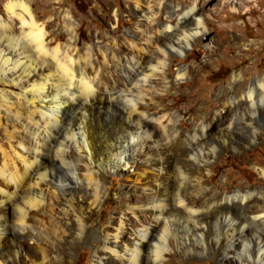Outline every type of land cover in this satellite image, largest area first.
Listing matches in <instances>:
<instances>
[{
  "label": "bare ground",
  "instance_id": "1",
  "mask_svg": "<svg viewBox=\"0 0 264 264\" xmlns=\"http://www.w3.org/2000/svg\"><path fill=\"white\" fill-rule=\"evenodd\" d=\"M56 1L53 38L30 0H9L0 15V83L10 88H0L2 264H19L20 248L26 264H75L88 242L91 264H264V187L226 193L211 174L220 153L264 143V74L247 83L232 73L209 112L197 102L173 111L176 96L165 104L209 67L173 64L203 50L202 11L218 2L126 0L110 31L80 42L77 19ZM204 50L214 54L211 43ZM117 173L119 205L102 223Z\"/></svg>",
  "mask_w": 264,
  "mask_h": 264
},
{
  "label": "rangeland",
  "instance_id": "2",
  "mask_svg": "<svg viewBox=\"0 0 264 264\" xmlns=\"http://www.w3.org/2000/svg\"><path fill=\"white\" fill-rule=\"evenodd\" d=\"M7 1L9 0H0V15L4 19L8 18L5 12ZM30 1L38 22H43L45 19L52 21H49L46 29L51 32V38H53L58 34L61 27L56 21L57 10H59L56 5L57 1L49 0L47 3L44 0ZM187 1L189 3L197 1L204 6L207 4L205 2L207 0L202 2L201 0ZM216 1L218 3L207 4L202 11L203 19L208 22V35L200 42L203 50L198 51L197 46L189 47L186 50L187 52L176 56L177 59H175L176 63L173 64V69H175V65L180 67L202 66L206 64L207 59H210L211 63L207 69L201 72L199 79L192 77L188 79L189 81L187 80L188 83L186 84H184L186 80L180 82L182 83L181 87H175L165 98V104L167 105L173 103L172 99L175 96L179 98L176 106L171 107L173 111L180 110L179 112L183 113L189 106L197 102L203 104L205 112H209L216 102V93L220 88L227 86L232 73L241 72L243 75L246 74L247 83L264 74V16H261L264 14V0L259 3V6L253 0H246L250 4L244 6L240 5V0H233L234 5L226 4L231 0ZM125 2L126 0H62L60 8L70 10L77 19L80 42H89L92 36H99V33L110 31L111 27L114 26L115 22L112 17L114 4L121 6L123 9L120 16L125 17L127 15ZM48 3L54 4L55 6H53L56 8L51 14L45 13L46 4ZM126 28L127 25H121L120 31L124 32ZM59 41L64 43L65 36L63 34ZM209 43L214 47V54L211 56L210 53L204 50V46ZM250 45L253 50L251 49L252 52L247 54V51L244 50H247ZM237 46L240 48L237 49ZM0 88L10 89L7 86L4 87L1 83ZM197 108L198 106L194 108V112ZM188 118L189 115H186L183 120L187 121ZM244 149L238 155L224 151L217 156L218 158L213 163L214 170L211 171V174L215 175L212 180L214 189L230 193L240 187H264V143L251 144ZM132 169L131 166L127 171L130 172ZM107 177L106 185L110 186V191L102 208V223L107 221L108 217L113 214L114 208L119 205L117 194L122 183L119 173L108 174ZM136 199L139 200V196ZM29 233L28 235H32V232ZM22 240L23 245L27 247L30 243L29 238L24 236ZM92 245L91 242H88L80 248L75 264H91ZM27 253L26 248L19 249V264H26ZM185 261L187 264H217L213 258L206 257L201 259L175 258V260H172L173 264ZM0 264H2L1 261Z\"/></svg>",
  "mask_w": 264,
  "mask_h": 264
}]
</instances>
